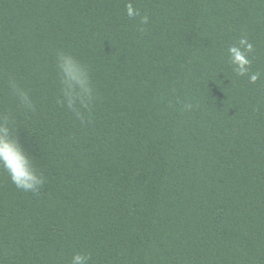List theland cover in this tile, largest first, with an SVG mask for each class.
<instances>
[{
    "label": "trees",
    "instance_id": "trees-1",
    "mask_svg": "<svg viewBox=\"0 0 264 264\" xmlns=\"http://www.w3.org/2000/svg\"><path fill=\"white\" fill-rule=\"evenodd\" d=\"M2 129L43 183L0 161V264H264V0H0Z\"/></svg>",
    "mask_w": 264,
    "mask_h": 264
},
{
    "label": "clouds",
    "instance_id": "clouds-1",
    "mask_svg": "<svg viewBox=\"0 0 264 264\" xmlns=\"http://www.w3.org/2000/svg\"><path fill=\"white\" fill-rule=\"evenodd\" d=\"M127 15L134 17L138 12L132 4L127 5ZM143 23L148 22V17H143ZM253 45L246 39H241L238 44L228 49L231 63L235 65L238 74L246 75L251 63L249 53ZM59 68L63 73V82L65 84V95L69 107L79 100L82 104L86 103L85 97L91 99L92 88L88 81L84 67L72 58V56H61ZM257 75H250L251 82L257 80ZM0 161L8 169L13 183L25 191L37 190L43 183V178L36 175L32 162L28 154L23 150L18 142L12 138L7 129L0 130ZM72 264H88V257L77 253L72 258Z\"/></svg>",
    "mask_w": 264,
    "mask_h": 264
}]
</instances>
